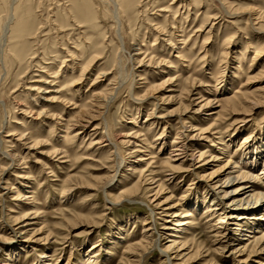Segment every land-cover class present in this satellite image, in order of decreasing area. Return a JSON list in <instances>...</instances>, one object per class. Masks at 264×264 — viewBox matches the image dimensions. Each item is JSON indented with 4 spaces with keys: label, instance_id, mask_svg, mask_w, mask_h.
Listing matches in <instances>:
<instances>
[{
    "label": "rangeland",
    "instance_id": "1",
    "mask_svg": "<svg viewBox=\"0 0 264 264\" xmlns=\"http://www.w3.org/2000/svg\"><path fill=\"white\" fill-rule=\"evenodd\" d=\"M11 2L0 0V36L13 8L29 9L37 30L28 44L9 40L0 62V264H89V254L91 264H264V252L250 255L264 208L252 223L223 225L205 211L215 191L247 184L219 189L243 156L242 172L264 191V146L253 155L264 144V0H117L130 9L119 25L110 0ZM178 142L204 157L179 166ZM213 177L219 190L207 187ZM197 200L175 239L184 219L174 215ZM25 215L30 225L13 233Z\"/></svg>",
    "mask_w": 264,
    "mask_h": 264
},
{
    "label": "bare ground",
    "instance_id": "2",
    "mask_svg": "<svg viewBox=\"0 0 264 264\" xmlns=\"http://www.w3.org/2000/svg\"><path fill=\"white\" fill-rule=\"evenodd\" d=\"M61 1V0H59ZM111 1V4H112V13L114 14V17H115V21H116V24L119 25L118 22H120V15L121 14H126L127 11H129L130 9H127V7H125L123 5V3L119 4V3H116L117 0H110ZM18 2H20V0H12L11 4L12 5H15L17 4ZM134 3V1L132 2V4ZM136 5V4H135ZM224 5V4H223ZM13 7V6H12ZM41 7V6H40ZM11 8V7H10ZM4 9V8H3ZM19 8H13L12 10H10L9 14H7V18L5 19L4 22H2V26H1V36H0V62L2 63V67L4 68V61H3V54H4V47H6V44L8 43L9 40H13V41H17L16 43L17 44H21V45H25V44H28V40L30 38L33 39L36 38V27H37V24H35L34 22H31L30 20V17H29V14H30V10L29 9H26L25 12H22L20 15H16V12L18 11ZM127 9V10H126ZM8 11V10H7ZM29 11V12H28ZM163 11V10H161ZM200 12V11H199ZM49 15H50V12H49ZM4 17V16H3ZM65 17V16H64ZM50 18V17H49ZM68 18V17H67ZM3 19V18H2ZM44 19V18H43ZM71 19H73V21L71 20V22H73L75 24V26H80V25H77L79 22V18H78V15L75 14L74 16L71 14ZM258 19H264V17H259ZM50 20V19H49ZM75 20V21H74ZM51 21V20H50ZM207 21V19H206ZM205 21V22H206ZM56 22V21H55ZM70 23V22H69ZM55 24V23H54ZM81 24V23H80ZM19 25H21V27H19ZM59 26V32L60 33H66V28L65 27H68L67 25H63L62 23H59L58 24ZM124 25V24H123ZM26 26H28L29 28L27 29ZM42 26V25H41ZM263 26V25H262ZM81 27V26H80ZM204 28V26L202 27ZM36 29V30H35ZM40 29V27H39ZM38 29V30H39ZM40 31V30H39ZM38 31V32H39ZM119 31V30H118ZM122 34V33H121ZM33 36V37H32ZM119 47L121 48L122 51H125V46H124V43L123 41L121 40V35H119ZM38 41V39H37ZM15 52V51H14ZM13 52V53H14ZM22 51H20V53H16L15 56L17 57L18 60L21 59L22 57V54H21ZM27 55V53L25 54ZM257 55V54H256ZM185 59V58H184ZM144 60L141 59L139 61V64L142 65V62ZM185 61V60H184ZM6 62V61H5ZM154 59L150 58V60L148 61V63L150 64H154ZM144 63V62H143ZM150 64V65H151ZM6 75V74H5ZM56 77V76H55ZM120 84L123 83V81H121L122 79L120 78ZM173 80L172 81H168L167 84L168 85H173ZM118 89V87L114 90L111 91V93L109 94V97H107L108 101H113V99L115 98V91ZM35 90V89H33ZM50 93V91H46L44 92V94H48ZM55 93H60V92H55ZM48 98V96H47ZM50 98V97H49ZM52 98V97H51ZM55 98V97H54ZM204 98L203 96H201V99ZM246 99V97L244 98V100ZM49 102H54L53 98L48 100ZM205 101V102H204ZM264 101V97L262 98V102ZM246 102H248V100H246ZM262 102H259L257 104H261ZM202 103H205L204 105L201 106V108H205V107H208L209 105L212 104V101H207V100H202ZM235 103H230V105H233ZM242 104H236L234 105L233 107H237V106H241ZM89 111V110H88ZM87 111V112H88ZM93 113V112H92ZM92 113H90L92 115ZM41 114V113H40ZM97 115V114H96ZM99 115V114H98ZM209 116H212L209 115ZM94 117V116H93ZM155 122V121H154ZM153 123V122H152ZM183 127L185 128L186 125H183ZM187 128V127H186ZM192 128V131H197L196 128H194L193 126H191ZM190 129V128H189ZM190 131V130H189ZM207 131V130H206ZM202 133V132H201ZM208 132H203L202 134H206ZM201 134V135H202ZM182 135V134H181ZM130 137V136H127V138ZM162 137V136H161ZM160 137V138H161ZM1 138V137H0ZM179 139V138H177ZM182 139V138H181ZM248 138H246L245 142L246 143L248 140ZM3 140V139H2ZM264 140V139H263ZM158 141V140H157ZM179 141V140H178ZM212 142V141H211ZM263 143V142H262ZM125 144H128L129 147L131 145H135V143H132L131 144V141L128 140V141H125ZM262 146H264V144H260L258 145L257 144V147L255 148L256 151L253 153L254 157L256 155V159L258 160V158L260 157V151L262 149ZM135 147H137V145H135ZM116 151V150H115ZM171 156L173 157H180L179 159H175L173 161H179L180 165H182L183 163V159H186V158H190L191 161L193 160H201L204 155L201 153L199 154V157L196 158V155L195 153H193L190 149V146H188L186 143L184 142H178V144L175 146V149L172 150L171 152ZM3 156H6L8 157L9 159H12L13 157L8 154V153H2ZM114 155L116 156V158L118 159L119 161V164H118V169H120V167L122 166H126V159L124 158V155L120 152L119 149H117V151L114 153ZM153 154H146L145 156H143L142 158H140L138 161L139 163H144L146 161H150L152 160V156ZM170 155V154H169ZM249 155V154H248ZM170 158V157H169ZM246 157L243 156V158L241 159L242 161H240L242 163V165L238 166V164L240 163H236L235 164V167L233 168L235 170V172L233 173H239L238 175H229V177H227V179L224 181L223 185L219 186V189L221 188H228L230 186H233L235 185L236 183H247V184H244L242 185L238 190H235L234 193L230 196H227L228 193L226 192H223V198H220V194L219 192L216 193L217 191L215 190H219L217 188V186L215 185L217 182H215V180H217V178L213 177V180L211 181V183H209V185H207V187H212L214 186L215 188H213L215 191L213 193V196L210 198V204H206L208 206L205 207V211H208L207 213H211V216H217L218 219H219V222L218 224L219 225H223L225 223H227L228 220H238V221H247L249 223H252L253 221H256L257 219H259V215H260V212L263 211L262 209L264 208V191H262L261 193H257V190H260L262 187H256L254 185V177L252 178L249 174H246V173H243L242 170H243V165L244 163H247L249 160L248 159H244ZM244 159V160H243ZM14 160V159H13ZM170 160V159H169ZM256 164H258L257 162L254 164L253 162H251L250 164V167L252 168V166L255 168ZM149 167H152L149 165ZM176 167V166H175ZM151 169V168H150ZM145 170L147 173H149L148 175L147 174H144L143 175V180L147 181V176L151 175L152 173H154V169L153 170ZM172 170V169H171ZM233 170V171H234ZM145 172V173H146ZM261 174L264 175V166H263V169L261 170ZM118 175V172H116V174L113 176L114 179L116 178V176ZM141 175V173H140ZM153 176V175H152ZM156 177V176H155ZM257 179L258 176H256ZM154 177H151L150 179L152 180V183H155ZM142 180V181H143ZM150 180V181H151ZM148 183V182H147ZM150 185V184H149ZM141 186V185H140ZM163 190L161 184L158 185V193H160L161 191ZM160 191V192H159ZM129 192H133V191H129ZM233 192V191H231ZM157 194V193H156ZM208 195H205L204 196V202L202 201L201 203L204 204L206 203L205 200L208 199ZM195 203V204H194ZM193 206L191 205L189 208L188 211L185 212V215H174V218L178 217L179 219H184V220H178L176 224L174 225H178V235H172V237H174L175 239H182L183 237H181L182 234L186 233V225L189 224L188 223V218L192 217V214L191 212L192 209H196V206L200 203L199 200H197L196 202H194ZM196 205V206H195ZM200 207V206H199ZM174 208V207H173ZM173 208H169L168 211H163V213H170L173 209ZM157 209L161 210L160 207H157ZM198 209V208H197ZM199 210V209H198ZM149 211H150V219H153L155 218V212H156V209H153L151 207H149ZM170 211V212H169ZM195 212V211H194ZM228 212H232L231 215H228ZM38 217L37 215L35 216V218ZM30 217L25 215V216H22L21 218H17L15 219V224H14V227H10L11 231L14 233V232H20V231H24L26 230V227H28L30 224L26 223V221L29 219ZM33 219V218H32ZM25 222V224H24ZM168 222V221H167ZM151 222H146L145 225H149ZM24 224V225H23ZM153 229L155 230L156 229V226L155 224L153 225ZM166 229H168L166 227ZM221 229H224L223 227ZM150 229L147 230V232H149ZM24 233V232H22ZM20 233V234H22ZM167 239V238H166ZM215 240V239H214ZM264 238L261 239L260 242H258L256 245H254V248L251 250L250 252V255H254V254H258V253H262L264 252ZM152 243V242H151ZM177 242H173V245H176ZM154 246L157 247L159 245H157V242L155 241L154 242ZM99 247V245H95L94 246V249L96 250L97 248ZM171 246L167 247V251L170 250ZM246 247H242L239 252H243L246 251ZM1 248V247H0ZM20 250H23L21 248H19ZM182 249V247H181ZM15 250L13 249V253ZM181 251V250H179ZM178 251V252H179ZM177 252V253H178ZM12 253V254H13ZM179 255V254H178ZM176 255V256H178ZM14 256V254L12 255ZM87 259L89 260L88 263L91 264V263H94L93 262V258H96L94 255H87L86 256ZM45 259L46 256H43L41 257V259ZM167 260L169 258V256L167 257Z\"/></svg>",
    "mask_w": 264,
    "mask_h": 264
}]
</instances>
